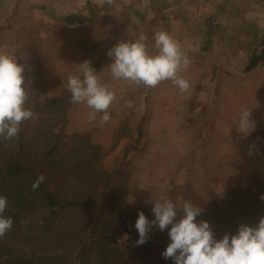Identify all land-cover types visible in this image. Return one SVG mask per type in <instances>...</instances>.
I'll use <instances>...</instances> for the list:
<instances>
[{
  "label": "crops",
  "instance_id": "1",
  "mask_svg": "<svg viewBox=\"0 0 264 264\" xmlns=\"http://www.w3.org/2000/svg\"><path fill=\"white\" fill-rule=\"evenodd\" d=\"M142 3L143 0H114L110 6L105 0H64L70 16L81 15L89 20L75 27L62 20H50V24L41 25L44 29L37 26L38 30L43 29L38 32L25 27L2 29L0 51L17 57V62L45 60L49 63L45 70L67 83V74L80 73L77 64L72 63L75 60L102 61L97 75H111L108 67L112 59L107 55L111 48L143 35L149 53L155 54V33L167 31L180 42L191 61L188 70L181 73L190 82V88L180 93L171 81L156 88L141 87L146 95L138 99L145 111L155 110V116L149 119L147 133L143 132L145 152L138 155L133 151L128 155V160L135 163L131 176L144 179L143 187L140 186L147 201L144 204H153L161 196L168 198L176 187L184 194L191 187L206 200L207 192L216 188V180L227 181L240 165L235 138L246 140L264 129V64L245 73L250 57L264 47V14L246 12L243 6L232 7L225 11L224 18L214 21L209 19L210 14L216 13L214 5L206 7L201 0H193L195 6L191 9L185 8L181 0H149V7L141 10L138 6ZM110 7L114 9L112 22L94 20L95 14H108ZM106 30H113V36L106 38ZM109 79L110 82L103 83L115 90L122 85L123 80L112 76ZM128 85L122 104L111 108L132 110L125 106V101L135 102L139 94L138 88L132 89L135 84ZM122 92L117 90L118 98ZM80 106L89 110L86 104L77 107ZM244 108L251 110V120L255 122V130L247 137L237 131L239 114ZM124 115L122 112L120 116ZM123 120L116 123L118 127ZM113 134L97 145L107 147Z\"/></svg>",
  "mask_w": 264,
  "mask_h": 264
},
{
  "label": "trees",
  "instance_id": "2",
  "mask_svg": "<svg viewBox=\"0 0 264 264\" xmlns=\"http://www.w3.org/2000/svg\"><path fill=\"white\" fill-rule=\"evenodd\" d=\"M259 2H248L245 11L264 14ZM226 3H216V13L209 19H222L226 12L221 8ZM23 5L21 11L10 10L26 14ZM88 20L77 15L61 22L75 27ZM11 21L8 17L6 23ZM7 29H14L13 24ZM262 64L264 47L250 57L245 73ZM23 86L28 95L25 106L34 116L21 124L12 140H0V195L8 200L3 215L14 221L0 238V264H173L162 256L170 243L168 229L161 232L154 227L145 244L134 246L139 239L134 227L138 213L144 212L151 221L152 206L130 209L123 198L127 164L120 163L110 171L103 165L121 141L133 138L128 119L122 121L110 147L94 144L88 133L67 136L57 129L66 124L67 113L75 105L70 103L71 93L44 97L47 88L43 81ZM235 143L240 165L226 186L227 197L213 195L206 202L191 187L186 197L202 209L196 222L207 221L217 240L225 233L235 235L241 224L255 227L264 216V200L260 199L264 195V129L246 140L236 137ZM131 152L126 149L124 161ZM41 175L43 182L33 188ZM124 234L131 245L118 243V236Z\"/></svg>",
  "mask_w": 264,
  "mask_h": 264
},
{
  "label": "clouds",
  "instance_id": "3",
  "mask_svg": "<svg viewBox=\"0 0 264 264\" xmlns=\"http://www.w3.org/2000/svg\"><path fill=\"white\" fill-rule=\"evenodd\" d=\"M105 2L110 6L114 4V0ZM138 7L141 10L148 8L149 0H143ZM145 40L146 37L141 35L138 40L118 43L108 51L107 55L112 59L108 69L113 79L150 89L171 81L180 93L187 92L190 82L181 73L188 70L191 61L182 51L180 42L167 31H157L154 35L157 52L150 54ZM77 66L82 75L69 74L67 77L70 103L86 104L91 110L87 114L89 122L96 121L98 114L102 113L99 123L103 126L111 120L107 110L116 94L110 85L101 83L90 61ZM24 71L25 66L18 64L17 57L0 51V140H12L20 132L21 124L34 116V112L25 106L28 95L23 86ZM125 106L131 109L134 102L125 101ZM254 130L251 110L242 109L237 131L247 137ZM43 180V175L39 176L33 188ZM260 199L264 200V195ZM7 204V197L0 195V238L11 230L14 223L11 217L3 215ZM152 205L153 220L149 221L142 211L138 213L134 227L139 239L134 246L145 244L149 232L155 227L161 232L168 229L170 243L162 256L165 260L171 259L173 264H264V216L255 227L241 224L235 235L225 233L217 240L207 221L196 222L202 212L199 206L188 201L178 205L165 196ZM128 239L129 236L124 234L118 243H125Z\"/></svg>",
  "mask_w": 264,
  "mask_h": 264
},
{
  "label": "rangeland",
  "instance_id": "4",
  "mask_svg": "<svg viewBox=\"0 0 264 264\" xmlns=\"http://www.w3.org/2000/svg\"><path fill=\"white\" fill-rule=\"evenodd\" d=\"M64 0H0V28L7 29L8 25L13 24V28L17 29L20 27H25V28H30L31 30L34 31H41L44 29L42 27V24H50L47 21L50 20H64L66 17L70 16L71 13H67L65 11V6L63 4ZM92 2H96L97 0H91ZM176 1V0H172ZM180 1V0H179ZM182 4L184 3L185 8H192L193 5L192 1L193 0H183ZM197 1V0H194ZM202 3H205L206 7L208 5H214L215 9L216 6L215 4L218 3L219 1H227L226 6L223 7L224 11H229L232 7L233 9L239 8L240 6L246 7L247 3L249 2L250 5H255L256 2L260 1L259 4L264 6V0H201ZM22 3L24 5H28L31 3L30 7L24 6V9L27 12L26 14H21V15H16L15 13H12L10 9L16 7L17 11L22 10ZM255 3V4H254ZM91 5H96V4H91ZM230 8V9H229ZM19 9V10H18ZM109 13L108 14H95L97 17V22L99 21H113L114 18V12L113 8H108ZM40 11V12H39ZM81 14V12H78ZM84 13V12H83ZM93 14H90L89 17L92 18ZM226 15V14H225ZM73 16V15H72ZM11 18L12 21L11 23H6L7 18ZM224 18V17H223ZM109 22V23H111ZM37 26L42 27L43 29L38 30L39 28H36ZM40 34V33H39ZM104 35L107 37H112L113 36V30H106L104 31ZM105 49V48H104ZM105 51V50H104ZM30 61V60H29ZM20 62V63H19ZM18 64H22L25 66V71L23 73L24 79H25V85H31L34 82L38 81H43L46 84V91L44 93V97H61L65 92L68 90L66 89V80L64 83L59 81L60 79L56 78L52 73L47 72L46 69V64L49 65L45 60H41L38 58H33L30 62H25L19 61ZM84 62V60H83ZM81 60H75L72 63H75L77 65L83 63ZM91 62V67L98 72L99 69L102 68V61L101 62H96L95 60L90 61ZM71 75H82L79 72H74ZM68 77V74L66 75ZM66 77V78H67ZM99 80L101 83L103 82H110L111 75L109 73H104V74H98ZM60 78H63L62 76ZM143 85H134L132 86V89H137V99L142 97V94L146 95V91L141 90V87ZM117 90L120 88L122 89V93L120 95V98L117 97V90L111 86V90L115 92L116 94V99L115 101L111 104L110 108L107 110L110 115H111V120L106 124V126H101L99 123V116L102 115L98 114L97 120L89 122L87 119V114L90 109L87 110L86 108H82V106L77 107L74 105L70 108V110L67 113V119H66V124L64 126L58 128L57 130L61 131L64 135L67 136H73L76 134H82V133H88L92 137V141L94 144H99L104 141H106V137H108L110 134L114 133L112 137L110 138V141L108 143L107 147H110L111 144L113 143L114 136L116 133V130L119 131L121 129L120 125L118 127V124L120 120L122 119H128L129 124L133 127V138L131 140H125L121 142L120 148L115 151L111 157H108L104 161V168L108 171L114 169L116 166H118L120 163H126L125 168L127 169V177H128V182H127V193L124 195V199L127 201L130 209L135 210L141 205H148L144 204L143 202H147L146 198L142 194V190L140 189L143 187L142 181H144L143 177L140 179H136L135 177L131 176L132 173L134 172V167L135 163L133 160H123V154L126 153V149L129 151H134L137 152L135 154H143L145 152L146 148V137H144V134L147 133V128H148V122L149 119L155 116V110H144V106L141 104V101L138 99L134 102L135 108H132V110H122L120 108H111L112 106L117 105L121 102H123L124 97H125V91L129 89L128 81H123L122 85L117 86ZM142 92V93H140ZM142 100V99H141ZM133 106V107H134ZM124 112V117L120 116ZM126 112V113H125ZM120 119V120H118ZM118 122V124H116ZM141 124L144 125V127H139ZM144 132V134H143ZM106 133V134H105ZM130 162V163H129ZM237 171H233V173L230 175L227 181L223 182L224 179L218 178L216 180V188H212L210 191L207 192L206 196V202L210 201L211 197L213 195H216L218 197H227L226 193V186L228 185L230 179L236 175ZM136 183L134 187L131 188L132 184ZM131 184V185H130ZM184 184V183H183ZM141 186V187H140ZM121 189V188H119ZM188 189L185 190V194L182 193L181 190L176 187V189H172L170 192V195L168 198L173 197L176 201V204L182 205L183 202L187 201ZM202 198V197H201ZM148 206H153L152 204ZM123 235H119L118 238L119 240L122 238ZM126 245H131L130 237L127 242L123 243Z\"/></svg>",
  "mask_w": 264,
  "mask_h": 264
}]
</instances>
